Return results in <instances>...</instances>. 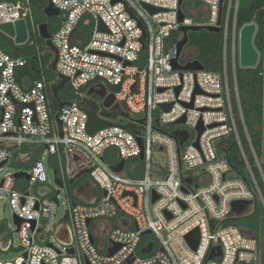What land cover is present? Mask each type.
<instances>
[{
  "label": "built area",
  "instance_id": "2783aa9c",
  "mask_svg": "<svg viewBox=\"0 0 264 264\" xmlns=\"http://www.w3.org/2000/svg\"><path fill=\"white\" fill-rule=\"evenodd\" d=\"M49 2L59 11L55 18L59 26L50 33L57 51L54 72L59 80L67 79L73 97L60 110L57 105L54 113L43 75L39 81L23 76L18 82L17 70L27 61L0 49V199H8L13 217L19 221L18 226L14 224L16 248H21L14 260L0 264H264V229L254 234L244 227L223 225L229 215L235 218L232 202L251 201L242 217L251 214L257 204L264 211L263 194L240 144L227 81L228 46L238 103L239 0H224L221 18L220 0H183L180 5L179 0ZM145 5L160 11L150 14ZM179 10L184 15L182 23ZM20 20L26 25L27 42L30 33L39 36L31 0H0V25ZM219 20L223 72L175 70L172 61L182 39L179 28L216 27ZM100 23L105 31H100ZM83 28H88L86 38ZM192 52L184 62L179 58L178 64L197 60L195 49ZM36 53L42 73L38 47ZM99 84L108 87V96L123 105L129 118L124 123L98 113L99 117L114 124H134L140 135L120 126L93 135L87 132L82 100L90 87ZM162 105H170V110L164 111ZM238 114L243 125L239 104ZM199 126L204 131L197 140ZM177 131L187 133L181 146L173 136ZM229 137L240 148L245 178L226 160L224 140ZM221 142L224 150L218 146ZM33 151H40L39 159L26 169ZM44 154L54 169V182H62L65 195L71 187L69 181L88 170L80 178L89 176L101 195L83 201L72 192L74 199L69 196L66 210L57 220L62 189L58 204L51 201L59 188L55 183L53 190L45 186ZM122 161L121 172L111 170ZM13 165L17 171L5 173ZM20 173L29 179H16ZM66 213L69 245L55 235ZM2 229L0 224V255L6 252L2 246L8 235H1ZM193 232L195 249L186 240ZM147 235L155 242L143 244ZM16 248L11 245L9 249Z\"/></svg>",
  "mask_w": 264,
  "mask_h": 264
},
{
  "label": "trees",
  "instance_id": "16d2710c",
  "mask_svg": "<svg viewBox=\"0 0 264 264\" xmlns=\"http://www.w3.org/2000/svg\"><path fill=\"white\" fill-rule=\"evenodd\" d=\"M31 3L36 24H48L49 32L53 33L59 26V20L55 18L47 19L43 14V9L47 5V1L31 0ZM197 5H199V2H196ZM52 23H55L56 26H51ZM247 23H254L257 27L253 43L260 56L257 66L253 69H241L236 62L235 80L238 103L233 92V70L228 46L226 49L227 81L231 89L232 109L235 115L242 151L264 197V184L254 158L255 155L264 177V0H239L236 18L237 32ZM187 45L195 49V57L206 71L223 72L224 51L222 32L210 33L207 31H199L196 33H188ZM36 47H38L41 55L42 73L38 69ZM0 49L13 58H21L27 61L25 67L17 70L18 82H21V77L23 76H28L31 82L39 81L43 75L47 84L52 109L55 113L57 111V102L52 95V90L59 84L60 80L51 69L53 56L44 41L39 36L30 33L27 43L16 45L10 37L0 31ZM67 94L68 89L67 91H63V93L60 91L58 97L62 101H67ZM238 104L243 118V125L238 114ZM244 129L248 135L250 145ZM224 142L227 145L226 160L229 166L233 171L244 177L246 165L238 144L232 137L225 139ZM39 155L40 151H33L31 161L24 168L29 169L31 164L39 159ZM67 194L73 198L72 186L67 188ZM223 225H234L239 228L244 227L252 231V233L257 234L260 228H262V231L264 229V211L257 204L253 212L248 216L233 218L229 215L223 221Z\"/></svg>",
  "mask_w": 264,
  "mask_h": 264
},
{
  "label": "water",
  "instance_id": "95a60500",
  "mask_svg": "<svg viewBox=\"0 0 264 264\" xmlns=\"http://www.w3.org/2000/svg\"><path fill=\"white\" fill-rule=\"evenodd\" d=\"M47 1V5L44 7L43 9V14L45 15V17L47 19H54L57 18L59 16V11L57 9H55L51 3L49 2V0ZM183 0H179V5L181 4ZM224 0H220V13L219 16L221 18L222 15V5H223ZM145 8L150 12V14H154L156 12H159L160 9H156V8H152L149 7L147 5H145ZM184 19V15L183 13L179 10V23H182ZM220 24L221 21L219 20L218 25L216 27H204V26H193V27H186V26H181L179 28V32L182 34V39L177 43V55L176 58L172 61L173 64V68L175 70H186V71H197V70H203L204 67L203 65L195 60L192 62H186L185 65L180 66L178 64V59L180 58L183 49L187 46L188 44V33H196L199 31H207L210 33H221V28H220ZM100 31H105L104 26L100 23ZM0 31L2 33H4L5 35H7L10 38H13V41L16 45H23L27 42V29H26V25L25 22L23 20L17 21L14 24H1L0 25ZM257 31V27L254 23H247L244 24L238 31V39H237V64L238 67L241 69H253L257 66L258 62H259V52L258 50L255 48L253 40L255 37ZM38 33H39V37L44 41L45 45L54 53V59L51 65V69L52 71H55V66H56V62H57V51L56 49L53 47V45L51 44L50 38H51V34L49 32V28H48V24L46 23H41L38 25ZM67 83V79L64 77H60V82L59 84L52 90V95L55 98L57 105H58V110H60L65 104L66 102L62 101L59 97H58V93L62 90L65 89ZM108 99H110V103L107 105L109 106L110 104H112L114 102V97L112 95L108 96ZM83 110L87 113L88 116V123H87V132L91 135L95 134L97 131L104 129V128H108L111 126H120L123 129H128L131 132H133L136 135H140V131L136 130L135 125L134 124H114L108 121H104L102 120L99 115H98V108H93L91 111H88V101L86 100V98H84L83 100ZM161 108L164 111H169L170 110V105H162ZM104 116V115H103ZM126 116V115H125ZM141 116H138V118ZM55 120L58 123L59 127L61 126V123L58 119V116H55ZM140 122V121H139ZM212 127V126H211ZM198 135H197V140L199 139L200 134L204 131V129L199 126L198 127ZM61 136V134H60ZM173 136L177 139L179 146H181L187 139V133L184 131H177L173 134ZM137 141L139 142V144L141 145V140L140 137H138ZM195 146H198V143L196 142L194 144ZM142 146V145H141ZM218 146L221 147L222 150H224L225 148V144L224 143H219ZM139 159H143V152H141ZM124 166V161H122L119 165L116 166H111V170L114 172H121ZM88 173H90V171H85L81 174H79L75 179L69 181V186H72L74 184V181L78 178H80L82 175H87ZM24 177L25 179H29V176L25 173H20V174H16L15 178H22ZM55 185L59 188L55 195L50 199L51 201H54L55 203L58 204V200H57V196L60 193V190L63 188L62 182L59 180H55ZM190 181L186 180L185 184L189 185ZM197 186H195L196 188ZM157 197H154L153 199L155 200ZM251 205V201H235L231 203V213L235 216V218H240L243 216V214L246 212V209ZM14 218V223H16V225H19V221ZM61 222L63 223V225L60 226V228L58 229V231L56 232V238L62 242L65 245H69L70 244V236H69V232H68V228L66 225L67 222V213L64 215V217L62 218ZM194 233H191L190 235H188L186 237L187 242L189 243V245L195 249L197 246V240L194 237ZM144 234H150V232H145ZM63 236L62 238H60V236ZM119 247L115 248L114 250H111L109 255H112L114 252H116V250H118ZM21 251V248H16L13 249L12 252L13 253H17ZM68 253L69 254H73V249H68Z\"/></svg>",
  "mask_w": 264,
  "mask_h": 264
},
{
  "label": "rangeland",
  "instance_id": "374dc122",
  "mask_svg": "<svg viewBox=\"0 0 264 264\" xmlns=\"http://www.w3.org/2000/svg\"><path fill=\"white\" fill-rule=\"evenodd\" d=\"M83 32V38L87 37V31L88 28H83L81 29ZM48 48V47H47ZM192 51H194V49H191L190 46H186L183 49V52L180 56V62H184L185 60H187V58L189 56L192 55ZM51 54L54 58V53L51 51ZM58 82V81H57ZM68 89V94L67 100H71V98L73 97V93L70 90L69 86L66 85L65 89L62 90L63 91H67ZM123 106V105H122ZM160 154H155V157H159ZM42 162L45 168V172L47 175V183H46V187L50 188L51 190H53L55 188L54 186V179H55V175H54V169L53 167H51L48 163L47 160V155L44 154L42 156ZM160 163L162 164L163 161L160 160ZM17 166L13 165L12 167H7L5 169V173H11L14 174L17 171ZM78 194H83L85 196L88 197V195H92V196H100V192L98 190V188L96 187L95 183L93 182V180L89 177V176H83L82 178H80L79 180H77L75 182V184L72 186V192ZM41 193H43L44 191L41 190ZM70 199V197L68 195H65V190L62 189L61 193H60V198H59V208L57 210V220L63 215L64 211L66 210L67 207V201ZM0 224L2 225L3 229L1 230V235H4L5 233H7L8 235L6 237L3 238V248H6V252H2V254L0 255V261H12L14 260L17 255L15 253L11 252L10 246L12 245L13 248H16L18 245V235L16 233V227L14 224V218H13V213L11 210V207L9 205V201L6 198L0 199ZM52 241V239H51ZM147 245L149 243H153L155 242V238L151 235H147L146 237H144L142 239V243H146ZM56 243V242H55ZM146 246V245H145ZM1 249V248H0ZM9 249V250H8Z\"/></svg>",
  "mask_w": 264,
  "mask_h": 264
},
{
  "label": "flooded vegetation",
  "instance_id": "af4514ba",
  "mask_svg": "<svg viewBox=\"0 0 264 264\" xmlns=\"http://www.w3.org/2000/svg\"><path fill=\"white\" fill-rule=\"evenodd\" d=\"M51 26H56L55 23H52ZM109 89L103 84H99V87L92 86L89 88L88 92L85 95L88 105L92 108H98V113L104 115L105 117L111 120H120L124 123L128 122V115L125 113L123 107L115 102L110 104V99H108ZM125 118H121L122 116Z\"/></svg>",
  "mask_w": 264,
  "mask_h": 264
},
{
  "label": "crops",
  "instance_id": "0c3cea01",
  "mask_svg": "<svg viewBox=\"0 0 264 264\" xmlns=\"http://www.w3.org/2000/svg\"><path fill=\"white\" fill-rule=\"evenodd\" d=\"M80 195V198L83 200V201H88L90 198H91V196L90 195H88V197L87 196H85L84 194L82 195V194H79Z\"/></svg>",
  "mask_w": 264,
  "mask_h": 264
}]
</instances>
